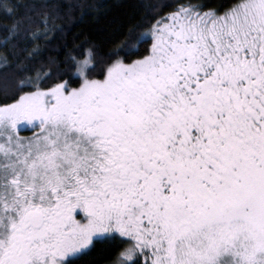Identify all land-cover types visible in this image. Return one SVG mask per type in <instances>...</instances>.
I'll list each match as a JSON object with an SVG mask.
<instances>
[{
  "label": "snow or ice",
  "instance_id": "1",
  "mask_svg": "<svg viewBox=\"0 0 264 264\" xmlns=\"http://www.w3.org/2000/svg\"><path fill=\"white\" fill-rule=\"evenodd\" d=\"M139 3L96 61L88 0L4 5L0 264H264V0Z\"/></svg>",
  "mask_w": 264,
  "mask_h": 264
},
{
  "label": "trees",
  "instance_id": "2",
  "mask_svg": "<svg viewBox=\"0 0 264 264\" xmlns=\"http://www.w3.org/2000/svg\"><path fill=\"white\" fill-rule=\"evenodd\" d=\"M24 0H0V64L3 63V57L10 56L9 50L3 46L6 25L12 23L8 14L5 11L4 5H15L18 3H23ZM63 3L64 0H61ZM170 7L176 6L178 3L184 2V0H166ZM197 2V0H193ZM208 8H212L216 5H225L228 0H204ZM88 3L96 5L95 8L89 9L85 12L83 19L77 23L72 30L67 35L68 47L72 48L73 41L76 44H81L84 40L85 35H91L95 39L101 40L103 46L94 53L93 60H98L99 57L103 56L109 48L113 47L110 40H121L124 39L123 36L117 34V26L125 24L128 22L129 17L134 11L142 13L143 8L140 7L139 0H88ZM169 9H165L167 12ZM79 14V12H77ZM139 18V17H137ZM41 45L44 44L43 41H38ZM61 42L59 40L54 41L52 46H58ZM32 45L30 44L29 47ZM51 55H57V53H49ZM73 55L77 59H84L87 55V45L82 48H73ZM66 55V50H61L58 53V58L64 60ZM66 67V65L61 64V68ZM73 70L75 66H72ZM47 70L46 68L44 69ZM30 75H35V72L30 73ZM95 78H99L96 76ZM67 79V77H65ZM74 86H78L74 84ZM28 90V89H25ZM5 101L0 98V104ZM7 102H12L11 100ZM114 254L111 250H105L103 246H98L97 249L92 253L90 259L96 261V264H105V261L110 259Z\"/></svg>",
  "mask_w": 264,
  "mask_h": 264
},
{
  "label": "rangeland",
  "instance_id": "3",
  "mask_svg": "<svg viewBox=\"0 0 264 264\" xmlns=\"http://www.w3.org/2000/svg\"><path fill=\"white\" fill-rule=\"evenodd\" d=\"M33 131H36V130H33V129H27V130H24V131H21L20 132V135L21 136H25V137H27V136H30V135H32L33 134Z\"/></svg>",
  "mask_w": 264,
  "mask_h": 264
},
{
  "label": "clouds",
  "instance_id": "4",
  "mask_svg": "<svg viewBox=\"0 0 264 264\" xmlns=\"http://www.w3.org/2000/svg\"><path fill=\"white\" fill-rule=\"evenodd\" d=\"M88 69H86V71H87Z\"/></svg>",
  "mask_w": 264,
  "mask_h": 264
}]
</instances>
